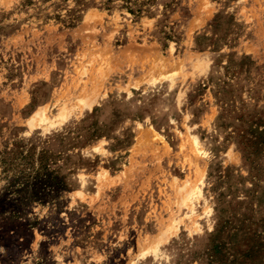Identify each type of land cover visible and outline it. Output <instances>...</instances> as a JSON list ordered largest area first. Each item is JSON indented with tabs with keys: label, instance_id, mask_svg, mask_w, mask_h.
I'll return each instance as SVG.
<instances>
[{
	"label": "rangeland",
	"instance_id": "1",
	"mask_svg": "<svg viewBox=\"0 0 264 264\" xmlns=\"http://www.w3.org/2000/svg\"><path fill=\"white\" fill-rule=\"evenodd\" d=\"M0 264H264V0H0Z\"/></svg>",
	"mask_w": 264,
	"mask_h": 264
},
{
	"label": "bare ground",
	"instance_id": "2",
	"mask_svg": "<svg viewBox=\"0 0 264 264\" xmlns=\"http://www.w3.org/2000/svg\"><path fill=\"white\" fill-rule=\"evenodd\" d=\"M38 114V113H37ZM34 118V117H33Z\"/></svg>",
	"mask_w": 264,
	"mask_h": 264
}]
</instances>
